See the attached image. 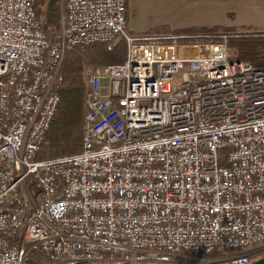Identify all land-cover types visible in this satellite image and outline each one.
Returning <instances> with one entry per match:
<instances>
[{
    "label": "built area",
    "instance_id": "1",
    "mask_svg": "<svg viewBox=\"0 0 264 264\" xmlns=\"http://www.w3.org/2000/svg\"><path fill=\"white\" fill-rule=\"evenodd\" d=\"M0 0V264H248L264 251V67L227 36L129 34L127 0ZM127 45L88 70L80 152L38 158L65 52Z\"/></svg>",
    "mask_w": 264,
    "mask_h": 264
},
{
    "label": "trees",
    "instance_id": "2",
    "mask_svg": "<svg viewBox=\"0 0 264 264\" xmlns=\"http://www.w3.org/2000/svg\"><path fill=\"white\" fill-rule=\"evenodd\" d=\"M34 8L45 35L52 39L61 27V0H36ZM172 33L185 35L189 39L217 40L221 35H226L229 60L246 61L254 66L264 67V32L247 33L237 27L214 25L177 28ZM126 53L127 45L121 36H117L111 44L78 45L65 52L62 62L63 81L58 89L60 102L37 153L38 158H52L81 151L86 72L100 66L121 63L125 60ZM217 254L213 251L207 255Z\"/></svg>",
    "mask_w": 264,
    "mask_h": 264
},
{
    "label": "rangeland",
    "instance_id": "3",
    "mask_svg": "<svg viewBox=\"0 0 264 264\" xmlns=\"http://www.w3.org/2000/svg\"><path fill=\"white\" fill-rule=\"evenodd\" d=\"M214 25L264 32V0H128L129 34L172 35L177 28ZM180 255L168 264H218L220 256Z\"/></svg>",
    "mask_w": 264,
    "mask_h": 264
},
{
    "label": "water",
    "instance_id": "4",
    "mask_svg": "<svg viewBox=\"0 0 264 264\" xmlns=\"http://www.w3.org/2000/svg\"><path fill=\"white\" fill-rule=\"evenodd\" d=\"M248 264H264V251L259 256L255 257Z\"/></svg>",
    "mask_w": 264,
    "mask_h": 264
}]
</instances>
